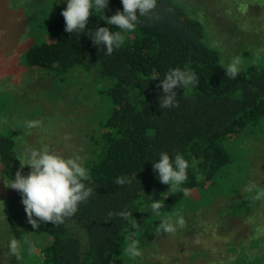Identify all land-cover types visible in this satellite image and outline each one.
Returning <instances> with one entry per match:
<instances>
[{
    "label": "trees",
    "instance_id": "1",
    "mask_svg": "<svg viewBox=\"0 0 264 264\" xmlns=\"http://www.w3.org/2000/svg\"><path fill=\"white\" fill-rule=\"evenodd\" d=\"M178 3L157 0L155 16L141 18L110 56L89 36L98 27L119 30L106 25L100 13L90 16L85 32L79 34L64 30V8L35 25L41 27V35L21 52L24 67L45 71L59 83L75 70L92 76L106 111L97 123L98 153L86 163L90 170L86 184L92 194L62 224L39 222L44 239L36 247L39 255L25 251L27 264H115L117 258H127L123 248L129 240H139L142 250L164 215L181 212L187 217L184 229L195 225L194 232L201 233L210 224L196 222L198 215L191 217L190 213L200 211L217 196H233L241 189L252 147L242 146L238 138L264 136V59L230 79L219 53L206 44L201 23ZM118 9L122 10L121 0H109L104 12L111 16ZM175 67L191 69L199 82L184 91L176 89L178 106L160 109L158 85L165 72ZM160 152L170 157L180 153L189 161L188 180L183 185L190 190L189 196L167 192L169 186L157 179L151 161ZM18 170L24 175L30 171L20 168L14 140L0 135V178L9 184ZM135 175L131 184L114 182L117 177ZM257 192H264V187ZM153 199L163 203L160 217L145 207ZM248 200L234 203L229 212L242 215L250 211L256 204ZM120 211L132 213L137 226L133 228L132 217L125 220L116 215ZM251 239L249 251L262 253L250 255L242 246L228 247L229 253L236 254L230 264L264 263L262 239L260 243L255 236Z\"/></svg>",
    "mask_w": 264,
    "mask_h": 264
},
{
    "label": "rangeland",
    "instance_id": "2",
    "mask_svg": "<svg viewBox=\"0 0 264 264\" xmlns=\"http://www.w3.org/2000/svg\"><path fill=\"white\" fill-rule=\"evenodd\" d=\"M175 1L201 23L206 44L219 53L222 65L235 57L241 59V71L249 65L262 63V0ZM58 8H66V3L0 0V135L14 140L19 159L26 149L47 145L65 157L80 155L86 166L98 153L97 123L106 111L105 103L94 90L93 77L75 70L59 83L45 71L27 70L21 59L25 46L41 35V27L35 25L52 18ZM26 120L40 121L41 124L27 129L23 127ZM237 138L233 137L236 141ZM238 139L242 146L252 147L248 149L247 158L251 164L245 171L241 189L233 196H217L200 211L190 213L191 217L198 215L196 222H207L210 226L201 233L194 232L195 225L188 231L179 229L175 234L152 231L142 249V258L135 261L117 258L115 264H211L212 261L213 264H230L228 261L236 254L234 251L229 253L228 247L237 245L248 250L250 255L262 253L259 249L249 251V243L254 236L259 243L262 239L260 244L264 250V197L254 199L259 187H264V136ZM249 185L255 187L249 190ZM243 199L255 202V207L242 215L229 212L231 205ZM0 204L4 205L0 210V264H27L30 260L28 255L25 257V251L39 255L36 247L44 239L41 225L39 223V227L33 229L20 193L2 178ZM13 238L20 243L18 256L9 251V241ZM25 240L33 241L31 249L23 243Z\"/></svg>",
    "mask_w": 264,
    "mask_h": 264
},
{
    "label": "clouds",
    "instance_id": "3",
    "mask_svg": "<svg viewBox=\"0 0 264 264\" xmlns=\"http://www.w3.org/2000/svg\"><path fill=\"white\" fill-rule=\"evenodd\" d=\"M56 2L66 3V8L61 11L66 32L72 34L85 32L90 16H95L97 13L101 14L100 19L104 20L106 25L118 26V31H110L109 27H98L95 31H91L90 35L88 34L94 45L103 46L105 56H110L114 50L121 48L125 34L133 32L142 22L141 18L152 19L157 7V0H121L122 10L118 9L115 14L106 16L104 10L109 0H56ZM241 63V59L235 57L222 65L225 75L235 79L241 71ZM198 82L197 75L189 68H169L158 85L162 90V95L159 97L160 109L178 106L176 89L184 91L195 87ZM40 124V121L26 120L23 122V127L32 129ZM19 162L21 169L27 165L30 171L24 175L18 170L8 186L20 193L21 203L33 229L39 227L40 221L62 224L65 218L77 212L79 204L86 201L93 192L92 187L86 184L90 182V170L85 166L80 155L65 157L44 145L39 149H26ZM151 162L159 182L169 186L167 192H180L185 197L189 196L190 190L183 186L188 180L189 161L182 154L176 153L170 157L167 152H160L158 158ZM132 179H136V175L117 177L114 182L117 185H125L131 184ZM254 187L249 185V190ZM261 197H264V192H257L254 199ZM145 207L150 214L160 217L163 203L153 199ZM116 215L125 220L132 217V213L125 211H120ZM130 222L133 228L137 226V221L133 217ZM185 223L181 212L164 215L156 227V233L175 234L185 227ZM23 243L29 249L33 246L31 240H25ZM19 250L18 240L11 239L10 253L18 256ZM123 255L131 261L142 258L140 241L129 240L123 248Z\"/></svg>",
    "mask_w": 264,
    "mask_h": 264
}]
</instances>
